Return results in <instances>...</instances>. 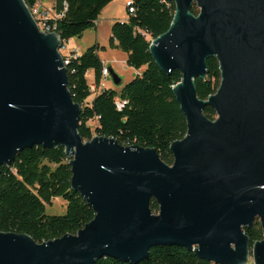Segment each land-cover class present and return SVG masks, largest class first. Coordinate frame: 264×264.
Instances as JSON below:
<instances>
[{
	"label": "water",
	"instance_id": "95a60500",
	"mask_svg": "<svg viewBox=\"0 0 264 264\" xmlns=\"http://www.w3.org/2000/svg\"><path fill=\"white\" fill-rule=\"evenodd\" d=\"M172 2L167 31L149 43L156 66L181 75L172 93L186 134L170 144L169 166L151 148L83 141L61 38L39 31L23 0H0V166L33 146L62 147L71 190L94 213L76 234L41 244L0 232V264H139L165 245L211 264H264V0ZM209 58L220 81L200 100L195 80L205 79ZM255 220L262 239L250 246L243 229Z\"/></svg>",
	"mask_w": 264,
	"mask_h": 264
},
{
	"label": "trees",
	"instance_id": "16d2710c",
	"mask_svg": "<svg viewBox=\"0 0 264 264\" xmlns=\"http://www.w3.org/2000/svg\"><path fill=\"white\" fill-rule=\"evenodd\" d=\"M23 1L28 8L36 2ZM113 1L55 0L52 7L55 13H61L65 4L55 29L62 42L81 37L85 31L94 28L103 9ZM132 3L134 12L126 14L124 21L111 25L108 46L123 52L126 66L138 74L119 92L108 88L90 99L86 74L90 71L94 84L98 85L103 65L98 52L104 48L96 44L70 59L66 66L67 89L73 102L81 107L78 133L83 141L97 136L114 139L123 147L151 148L170 166L173 159L169 146L186 134L185 118L172 93L181 75L176 70L164 74L149 53V43L167 31L175 6L172 0H132ZM190 12L196 15L197 9L192 7ZM206 66L205 79L195 80L200 100L213 95L220 81L216 59H207ZM118 100L126 102L120 111L116 109ZM203 115L211 121L215 119V112L210 107L203 109ZM68 162L62 147L33 146L18 152L10 164L0 166V232L27 235L41 244L66 234H76L92 220V209L71 190ZM55 198L66 204L63 215L45 213L46 206ZM149 208L154 214L158 212L154 200H150ZM243 233L249 238L250 246L262 239L257 220L244 228ZM94 264L126 263L104 257ZM139 264L211 263L181 247L165 245L150 248L148 258Z\"/></svg>",
	"mask_w": 264,
	"mask_h": 264
},
{
	"label": "rangeland",
	"instance_id": "374dc122",
	"mask_svg": "<svg viewBox=\"0 0 264 264\" xmlns=\"http://www.w3.org/2000/svg\"><path fill=\"white\" fill-rule=\"evenodd\" d=\"M41 5L46 8H52L55 0H38ZM125 0H114L106 8L103 9L99 15L96 26L83 33L81 37H75L64 43L65 50L62 52L65 56L70 51H76L78 55L83 54L88 48L98 45L104 50H99L98 57L102 64L113 70V72L121 79V86H115L111 78L104 80V86L107 88L120 91L121 87L132 80L137 74L133 69L128 68L125 64L126 55L117 49H112L108 46V39L110 37V27L114 20H122L126 18ZM62 49H60L61 51ZM86 79L89 87L93 85V77L91 72H87ZM98 92L91 91V97L95 96ZM66 204L63 200L55 198L52 200L51 205H47L45 213L47 215H63L65 212ZM249 259H251L249 257Z\"/></svg>",
	"mask_w": 264,
	"mask_h": 264
},
{
	"label": "built area",
	"instance_id": "2783aa9c",
	"mask_svg": "<svg viewBox=\"0 0 264 264\" xmlns=\"http://www.w3.org/2000/svg\"><path fill=\"white\" fill-rule=\"evenodd\" d=\"M124 4H125L126 14H132L134 12L132 0H126ZM28 9L32 10V14H34V18H36V21L39 22V31L48 32L49 34V33H56L55 30L56 23L63 15V12L65 10V4L63 5V11L61 13H55L52 8L44 7L39 3L38 0H36V2ZM64 50H65V46L64 43L62 42V50L60 51V55L62 56L63 59H65V67H66L70 59H75L78 54L74 50L68 52V54L64 56L62 53ZM107 78H110L109 69L107 68V66L103 64L101 68L99 84L95 85L93 83V85L90 87V91H95V89H97L98 91L101 92L103 90L108 89L107 87L104 86L103 83L104 80ZM125 104H126L125 101L118 100L116 102V109L120 111Z\"/></svg>",
	"mask_w": 264,
	"mask_h": 264
},
{
	"label": "bare ground",
	"instance_id": "6f19581e",
	"mask_svg": "<svg viewBox=\"0 0 264 264\" xmlns=\"http://www.w3.org/2000/svg\"><path fill=\"white\" fill-rule=\"evenodd\" d=\"M29 12H30V14H31V16H32V18H33V20L35 21V23H36V25H37V27H38V29H39V22H37V21H36V18H34V14H32V10H29ZM43 33L48 34V32H43ZM60 49H62V45H61V47L58 49L59 53H60ZM63 64H64V66H65L64 59H63Z\"/></svg>",
	"mask_w": 264,
	"mask_h": 264
},
{
	"label": "crops",
	"instance_id": "0c3cea01",
	"mask_svg": "<svg viewBox=\"0 0 264 264\" xmlns=\"http://www.w3.org/2000/svg\"><path fill=\"white\" fill-rule=\"evenodd\" d=\"M126 1V0H125ZM54 4V3H53ZM53 4H52V7H53ZM126 19V18H125ZM125 19H122V20H114V22H117V21H119V22H122V21H124ZM113 22V23H114ZM95 26H96V22H95ZM90 72V71H89ZM93 97H90V99H92ZM91 101V100H90Z\"/></svg>",
	"mask_w": 264,
	"mask_h": 264
}]
</instances>
